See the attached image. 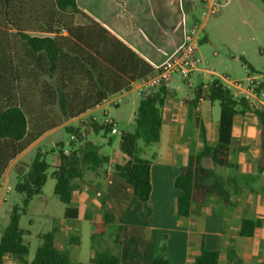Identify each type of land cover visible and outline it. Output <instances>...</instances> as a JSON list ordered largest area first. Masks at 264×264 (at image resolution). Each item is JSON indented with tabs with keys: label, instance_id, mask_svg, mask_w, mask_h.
Instances as JSON below:
<instances>
[{
	"label": "trees",
	"instance_id": "16d2710c",
	"mask_svg": "<svg viewBox=\"0 0 264 264\" xmlns=\"http://www.w3.org/2000/svg\"><path fill=\"white\" fill-rule=\"evenodd\" d=\"M260 1L264 7V0ZM154 72L145 59L82 12L75 0H0V178L9 163L41 135L94 108L108 96L130 90L134 82ZM195 94L193 102L201 96L218 102L217 138L213 144L204 141L202 149L189 156L174 178L180 217L188 216L192 203L200 204L209 195H216L225 204L230 202L223 180L201 160L207 157L218 167L235 166L229 156L237 115L251 112L257 118L258 171L264 165V108H250L244 97L232 93L217 78L207 82L205 88L200 84ZM165 98V85L154 95L139 98L133 114L134 132L120 135L118 147L126 160L113 165L129 194L143 205L151 193V158L145 156L146 149L159 141ZM87 126L94 133H110V126L102 122L89 120ZM64 128L75 141L70 139L67 154L59 152L60 163L51 166L50 176L55 179L53 194L66 205L63 216L74 219L78 209L70 205L73 181L80 179L85 170L95 171L109 158L85 138V129ZM19 166L14 165V189L24 195V204L12 208L0 234V264H5V256L27 261L28 248L22 240L19 218L28 200L41 193L50 167L42 153L35 155L26 171ZM112 221L110 211L105 210L100 225L106 227ZM255 227L253 219L243 217L239 235L250 236ZM122 233V226H118L113 237L117 247ZM40 237L43 241L28 264H71L67 251L54 245V232ZM219 257V251L202 248L187 264H218ZM118 263L117 251L100 249L87 264ZM150 264H173L164 245Z\"/></svg>",
	"mask_w": 264,
	"mask_h": 264
},
{
	"label": "crops",
	"instance_id": "0c3cea01",
	"mask_svg": "<svg viewBox=\"0 0 264 264\" xmlns=\"http://www.w3.org/2000/svg\"><path fill=\"white\" fill-rule=\"evenodd\" d=\"M75 1L82 12L129 46L154 69L172 57L182 44L184 35L187 32L185 30L187 14L194 6L192 0ZM201 1L208 2L211 6V0ZM202 39L199 38L198 44ZM203 70H210L216 75L208 77ZM218 76L220 75L212 69H200L193 72L187 79L179 77L178 80L182 83L180 85L171 86L174 77L165 85L166 98L162 106L159 141L152 147L147 148L145 154L146 157L151 158V193L147 204L143 205L137 200L139 203L135 204V208L125 210L120 214L110 204L105 203L106 199L104 200V205L113 218L109 226L115 225L116 228L122 226V241L115 249L119 254L118 264H150L161 245H164L166 253L173 264H187L199 254L202 248L219 251L218 264H264V191L260 192V190H264V167L261 171H258L259 155L255 159L257 169L250 167L248 170L243 171L239 169L240 166L238 168L231 160L230 148L229 160L238 169V172L233 174V180L240 181L250 187L249 191L251 193L248 199L243 195L237 198L238 200H231L233 189L228 186L229 181L221 178L215 172L229 190L230 202L225 204L216 195H209L200 204L192 203L188 216L180 217L176 212V197L179 190L173 184L174 178L178 175L181 166L187 163L189 156L202 149L204 141L213 144L217 138L218 119L213 121L207 113L210 111L212 102L203 96L199 97L196 102L192 100L196 95V88L200 84L209 82ZM182 85L186 87L184 90ZM136 95L138 96L137 99ZM140 97L139 94H133L129 97V102L133 108H136ZM106 104L108 103L103 101L85 113L64 121L60 126H70V122L79 121V125L75 127H80L81 131L88 130L87 122L93 118L96 121L97 118L92 116L90 119H86L85 117L98 110V115H102L98 121L101 123L103 113L107 112ZM188 106L192 107L195 112L193 115V118L197 121L195 130L190 123L192 115L187 113ZM134 111L133 109L132 115ZM240 116L237 115L233 121L232 141L237 132L246 134L248 131V128L241 123ZM54 129L41 135L17 155L9 163L2 176L6 175L15 164L19 163V158L24 152ZM245 134L243 138L246 137ZM108 158L110 162V157L108 156ZM206 158H202V164ZM125 160L126 157L122 153L118 163ZM54 161L53 165H58L60 157L55 156ZM112 176L110 177L111 180L115 177L118 180H123L116 174ZM108 184L109 187L113 185L112 181ZM124 184L128 196L135 199L129 194L125 181ZM255 189H257V193L252 194V190ZM110 201L116 204L119 203L122 207L128 206L126 200L115 201L110 199ZM77 204L74 202V205H70L76 207L79 214ZM89 206L95 207L91 204ZM221 211H223L225 218L221 215ZM242 212H244V215ZM243 217L251 218L256 222L255 231L250 236L239 235L240 221ZM77 218L78 215L74 220ZM102 218L103 214L98 220L99 223L102 222ZM64 219L68 222L72 220L66 217ZM128 226L139 231L137 235L131 238L127 250L123 251ZM115 251L112 250V253Z\"/></svg>",
	"mask_w": 264,
	"mask_h": 264
},
{
	"label": "rangeland",
	"instance_id": "374dc122",
	"mask_svg": "<svg viewBox=\"0 0 264 264\" xmlns=\"http://www.w3.org/2000/svg\"><path fill=\"white\" fill-rule=\"evenodd\" d=\"M193 7L187 14L185 30L193 27H201L199 38H203L198 44V51L201 56L200 69H212L220 76H228L230 79L242 80L248 74L253 76L264 75V7L260 0H211L208 2L192 0ZM176 75L171 82V86L182 84ZM220 81L227 86L232 93L239 94V91L230 86L226 81ZM183 86V85H182ZM183 86V90H184ZM137 94L132 89L128 92L108 96L105 108L108 116L113 118L118 131L116 133L103 132L94 133L91 129L85 130V138L98 146L99 152L108 155L110 162L98 167L97 171L85 170L80 179L73 181L74 192L70 202L71 205L78 203L79 214L77 219L65 221L63 217L65 204L60 202L53 194L55 179L50 176L55 156H59L60 151L70 149V134L64 126L57 127L50 133L44 135L36 144L24 152L19 158L21 171H26L28 165L37 153H42L45 161L50 165L47 169V179L39 195L28 200L24 208V213L20 214L19 226L23 230L22 240L28 248L25 260L30 261L35 249L42 243L41 234L52 231L55 234V246L59 250H65L70 256V263L87 264L93 252L106 249L111 251L116 249L113 243L115 225L101 226L99 219L106 209L104 205L108 203L120 214L125 210L135 208L139 202L128 196L125 191L123 180H118L115 175L113 165L122 157L119 150V140L122 132H134L135 122L129 97ZM138 96L136 95V99ZM115 104H118L117 106ZM187 113L192 115L190 123L195 130L197 121L193 118L195 114L192 107H187ZM135 112V111H134ZM213 121L219 116V104L217 101L211 103L210 111L207 112ZM96 117V122L102 117L98 115V110L90 113L85 118ZM84 118V119H85ZM241 123L248 128L245 133L237 132L231 144V160L239 169L246 171L250 167L257 169L256 158L259 155L258 121L251 112L240 116ZM79 125V121L70 122V126ZM245 134V138L243 135ZM75 141V139L73 140ZM203 164L215 170L221 178L229 181L228 186L233 189L231 200L239 197L250 196L249 186L240 181L233 180V174L238 172L237 166L231 168L218 167L206 158ZM18 167V168H19ZM264 167V165H263ZM111 176H110V175ZM16 172L12 167L8 173L0 178V196L3 186H8L9 191L4 194L5 200L0 204V234L8 223L9 215L14 206L23 207L24 195L14 189L16 182ZM113 185L109 187L108 182ZM247 193H244V192ZM264 190H260L263 192ZM257 193V189L252 190V194ZM251 194V196H253ZM249 196V197H248ZM126 200L127 207H122L113 201ZM89 204L95 207L89 206ZM87 206V207H86ZM244 215V212H242ZM221 215L224 217L223 211ZM225 218V217H224ZM223 218V219H224ZM126 241L123 251L127 250L131 238L137 235L138 229L127 227ZM74 253V254H73ZM5 264H27V261L19 260L11 256L4 257Z\"/></svg>",
	"mask_w": 264,
	"mask_h": 264
},
{
	"label": "built area",
	"instance_id": "2783aa9c",
	"mask_svg": "<svg viewBox=\"0 0 264 264\" xmlns=\"http://www.w3.org/2000/svg\"><path fill=\"white\" fill-rule=\"evenodd\" d=\"M201 27H193L188 30L182 44L176 53L167 59L161 66L155 68V72L144 79L133 83L137 94L142 96L154 95L161 86L167 85L175 75L182 79H187L193 72L200 70L201 56L198 51L199 31ZM206 76L216 75L210 70H203ZM217 79L226 81L230 86L239 91V94L245 98L250 108H264V75L253 76L248 74L245 83L242 80L230 79L228 76H218ZM202 83V88L206 87ZM94 120V118L92 119ZM102 123L110 126V133H116L117 128L113 118L109 117L107 112L103 113ZM74 139V135H70ZM67 154V151H64ZM9 191L8 186H4L3 193L0 196V204L5 200L4 194Z\"/></svg>",
	"mask_w": 264,
	"mask_h": 264
}]
</instances>
